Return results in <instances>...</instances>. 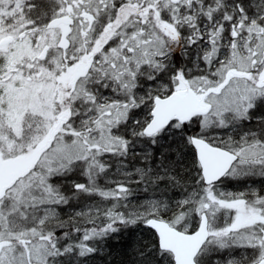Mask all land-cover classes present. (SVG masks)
<instances>
[{"label":"snow or ice","instance_id":"6c2138e0","mask_svg":"<svg viewBox=\"0 0 264 264\" xmlns=\"http://www.w3.org/2000/svg\"><path fill=\"white\" fill-rule=\"evenodd\" d=\"M0 264H264V0H0Z\"/></svg>","mask_w":264,"mask_h":264},{"label":"flooded vegetation","instance_id":"af4514ba","mask_svg":"<svg viewBox=\"0 0 264 264\" xmlns=\"http://www.w3.org/2000/svg\"><path fill=\"white\" fill-rule=\"evenodd\" d=\"M228 186L231 187L232 186L231 183Z\"/></svg>","mask_w":264,"mask_h":264}]
</instances>
